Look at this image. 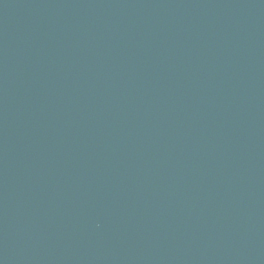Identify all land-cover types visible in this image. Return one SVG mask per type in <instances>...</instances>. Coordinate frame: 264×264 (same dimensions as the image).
Instances as JSON below:
<instances>
[{
  "label": "water",
  "instance_id": "95a60500",
  "mask_svg": "<svg viewBox=\"0 0 264 264\" xmlns=\"http://www.w3.org/2000/svg\"><path fill=\"white\" fill-rule=\"evenodd\" d=\"M0 264H264V0H0Z\"/></svg>",
  "mask_w": 264,
  "mask_h": 264
}]
</instances>
